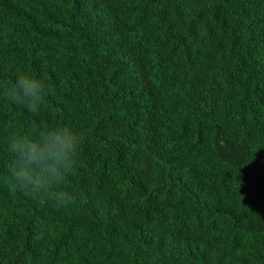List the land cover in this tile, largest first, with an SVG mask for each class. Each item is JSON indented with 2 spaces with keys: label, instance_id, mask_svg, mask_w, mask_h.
I'll return each instance as SVG.
<instances>
[{
  "label": "trees",
  "instance_id": "trees-1",
  "mask_svg": "<svg viewBox=\"0 0 264 264\" xmlns=\"http://www.w3.org/2000/svg\"><path fill=\"white\" fill-rule=\"evenodd\" d=\"M19 74L51 93L0 99V177L12 134L85 140L70 203L0 179V264H264V0H0Z\"/></svg>",
  "mask_w": 264,
  "mask_h": 264
},
{
  "label": "clouds",
  "instance_id": "clouds-1",
  "mask_svg": "<svg viewBox=\"0 0 264 264\" xmlns=\"http://www.w3.org/2000/svg\"><path fill=\"white\" fill-rule=\"evenodd\" d=\"M51 88L32 74L0 82V99L38 115ZM82 132L66 124L41 123L37 129L9 136L6 173L0 177L13 192L51 200L57 208L71 202L62 185L74 171L84 143Z\"/></svg>",
  "mask_w": 264,
  "mask_h": 264
}]
</instances>
